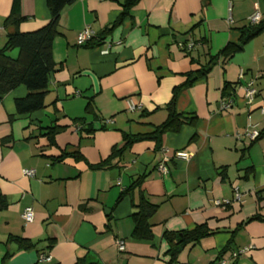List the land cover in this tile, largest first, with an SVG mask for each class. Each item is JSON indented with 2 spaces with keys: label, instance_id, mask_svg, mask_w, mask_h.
<instances>
[{
  "label": "crops",
  "instance_id": "crops-1",
  "mask_svg": "<svg viewBox=\"0 0 264 264\" xmlns=\"http://www.w3.org/2000/svg\"><path fill=\"white\" fill-rule=\"evenodd\" d=\"M11 3L0 0V47L11 31L2 25ZM256 8L264 19V0H140L103 33L121 14L117 3L75 0L64 7L45 109L16 113L15 100L27 94L23 86L0 101V264H170L163 234L199 225L210 235L184 246L175 264H214L242 249L228 264H264V222L248 221L264 218V134L247 136L264 128V31L179 91L176 110L194 116L193 126L166 133L160 151L151 141L136 142L108 167H89L122 147L123 134H148L164 122V106L185 84L183 74L238 43V29ZM20 14L27 18L22 33L50 20L45 0H20ZM87 27L92 44L77 46V34ZM250 82L257 94L248 105L244 87ZM225 84L233 87L229 97L222 95ZM229 99L232 107L220 110ZM51 126L63 128L53 144L45 136ZM180 151L188 159L176 158ZM165 158L168 172L160 176L156 167ZM141 177L140 188L118 200ZM140 193L158 206L149 220L150 241L131 237ZM222 200L230 204H215ZM26 208L33 211L31 223L21 218ZM10 237L35 246L20 249ZM40 254L51 261L40 263Z\"/></svg>",
  "mask_w": 264,
  "mask_h": 264
},
{
  "label": "trees",
  "instance_id": "trees-1",
  "mask_svg": "<svg viewBox=\"0 0 264 264\" xmlns=\"http://www.w3.org/2000/svg\"><path fill=\"white\" fill-rule=\"evenodd\" d=\"M75 0H45L46 7L50 14V20L41 28L27 33L19 31V26L26 22L27 18L20 14V0H12L10 13L3 21L4 29H11L5 36V42L0 47V101L1 99L16 89L23 86L27 90V94L23 98L15 100L14 105L18 115L32 114L36 111L45 109V96L47 95V86L49 77L55 72V64L52 59V44L56 37L60 35L58 28L59 15L62 9L71 5ZM117 3L121 7V14L116 22L110 28L104 30L103 33L110 32L121 19L129 14V10L135 6L140 0H110ZM240 37L238 43H228L217 55L209 56L206 64L200 66L197 71H191L183 74L186 77V82L183 86L174 88L169 102L164 106L167 113L166 119L161 124L154 126L152 132L144 135H128L123 134V145L112 151L110 157L97 165H89L91 169H103L109 166L111 160L120 156L124 150L132 144L141 141H151L154 143V149L160 151L162 147V138L166 133H178L183 126H193L196 118L194 116L184 115L176 110V99L179 91L182 88L191 86L197 80L206 76L212 66H214L220 58L229 57L234 53L240 52L244 45L257 37L264 31V19H261L257 24H247L238 29ZM93 39L87 44L91 45ZM16 51V55L12 56V52ZM191 62L195 63L193 59ZM233 87L225 84L222 89L223 97L232 95ZM90 102L87 103V108ZM77 122V121H74ZM63 128L51 126L47 127L46 134L49 142L53 144V138L56 133ZM264 134V128L259 132V139ZM78 159L82 158L78 155ZM144 177L134 181L129 188L122 191L118 200L127 195L130 190L140 188ZM135 209L131 215L133 221V229L131 237L136 240L150 241L152 239V226L149 222L157 209L156 204H152L148 199L140 193L138 202L133 204ZM83 209V208H82ZM261 221L264 218L254 216L248 221ZM210 233L204 225L194 227L192 230L180 233L165 232L164 240L169 245L168 254L170 256V264H175L176 257L180 250L187 244H192L209 236ZM180 236V239L179 237ZM18 244L20 249L28 250L34 248L35 244L16 237H10ZM229 246V245H228ZM222 251V253L228 249ZM45 255V254H44ZM76 264H83L81 260Z\"/></svg>",
  "mask_w": 264,
  "mask_h": 264
},
{
  "label": "built area",
  "instance_id": "built-area-1",
  "mask_svg": "<svg viewBox=\"0 0 264 264\" xmlns=\"http://www.w3.org/2000/svg\"><path fill=\"white\" fill-rule=\"evenodd\" d=\"M260 20H261V17H260V14L257 12V8H256L255 11L249 16L248 21H249L250 24H257ZM93 37H94V32L90 28L87 27V28L83 29L82 31H80L77 34L76 45L77 46L87 45L93 39ZM192 47H193L192 43L187 45V49L188 50H190ZM102 53L103 54H107V51L105 50ZM256 94H257V91H256V89L254 87V83L253 82L248 83L244 87V97H245L246 103L248 105H250L253 102ZM127 104H128V110L129 111H134L136 109V106L133 103H131L130 100L127 101ZM231 107H232V100L231 99H229L227 101H222L220 103V110H229ZM106 122L109 123L110 120H108ZM247 136L251 140H255L259 136V132L250 131V132L247 133ZM175 157L176 158H181V159H188L189 155L187 153H185V152L180 151V152L175 153ZM166 162H167V159L165 158V159L161 160L158 163L157 167H156V170H157V172H158V174L160 176L161 175H165L168 172V169H167V166H166ZM23 174L26 177H32L34 175V172L31 171V170H24ZM233 201L234 202H239L240 201V194L238 193L237 189L234 190ZM215 204L216 205H227V204H230V201H227V200L216 201ZM21 218L23 219L24 223H31L32 220H33V211H32V209L31 208H26L23 211V213L21 215ZM117 245H118L119 251H123L124 250V246H123L122 242H118ZM246 250L247 249H242L240 251L230 252V257L229 258L220 257L214 262V264H228V261L230 259L237 258L241 253H243ZM38 261L40 263H43V262L48 263V262L51 261V258L48 255L46 256L44 254H40L38 256Z\"/></svg>",
  "mask_w": 264,
  "mask_h": 264
},
{
  "label": "rangeland",
  "instance_id": "rangeland-1",
  "mask_svg": "<svg viewBox=\"0 0 264 264\" xmlns=\"http://www.w3.org/2000/svg\"><path fill=\"white\" fill-rule=\"evenodd\" d=\"M16 54V51L12 52V56H14Z\"/></svg>",
  "mask_w": 264,
  "mask_h": 264
}]
</instances>
